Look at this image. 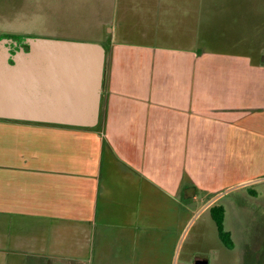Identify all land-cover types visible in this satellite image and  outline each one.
I'll use <instances>...</instances> for the list:
<instances>
[{
  "label": "crops",
  "instance_id": "crops-1",
  "mask_svg": "<svg viewBox=\"0 0 264 264\" xmlns=\"http://www.w3.org/2000/svg\"><path fill=\"white\" fill-rule=\"evenodd\" d=\"M106 49L97 128L0 117V264H86L183 187L264 166V52Z\"/></svg>",
  "mask_w": 264,
  "mask_h": 264
},
{
  "label": "rangeland",
  "instance_id": "rangeland-1",
  "mask_svg": "<svg viewBox=\"0 0 264 264\" xmlns=\"http://www.w3.org/2000/svg\"><path fill=\"white\" fill-rule=\"evenodd\" d=\"M24 36L104 45L112 36L151 39L199 53L247 48L257 56L264 52V0H0V40L11 48ZM258 56L264 61V53ZM260 155H254L258 163ZM222 184L183 187L173 194V213L160 223L147 219L146 225L139 220L137 227H126L122 237L111 236L107 249L99 245L86 264H196L198 258L208 264H264V166L251 168L245 161ZM213 204L226 207L231 248L219 237Z\"/></svg>",
  "mask_w": 264,
  "mask_h": 264
},
{
  "label": "water",
  "instance_id": "water-1",
  "mask_svg": "<svg viewBox=\"0 0 264 264\" xmlns=\"http://www.w3.org/2000/svg\"><path fill=\"white\" fill-rule=\"evenodd\" d=\"M11 54L0 40V117L78 126L99 122L106 46L99 41L28 36ZM196 264H208L198 258Z\"/></svg>",
  "mask_w": 264,
  "mask_h": 264
},
{
  "label": "trees",
  "instance_id": "trees-1",
  "mask_svg": "<svg viewBox=\"0 0 264 264\" xmlns=\"http://www.w3.org/2000/svg\"><path fill=\"white\" fill-rule=\"evenodd\" d=\"M106 46V45H105ZM18 49V48H17ZM103 114H101L100 117V122L96 126H78V125H70V124H63V123H58V125H66V126H77V127H86V128H97L99 124L102 122ZM2 119H8V118H2ZM11 120H16V119H11ZM26 122H34V123H45L41 121H32V120H23ZM212 216L216 222L217 229H218V234L220 239L224 242V244L227 247H233L234 240L232 237V233L230 230H227L225 227V218H226V207L224 204H213L210 208Z\"/></svg>",
  "mask_w": 264,
  "mask_h": 264
},
{
  "label": "flooded vegetation",
  "instance_id": "flooded-vegetation-1",
  "mask_svg": "<svg viewBox=\"0 0 264 264\" xmlns=\"http://www.w3.org/2000/svg\"><path fill=\"white\" fill-rule=\"evenodd\" d=\"M27 37L28 36H24V37H19L17 39H14L12 41V44H11V48H10V51H11V54L14 53V51L18 48H24V49H28L30 44L29 42L27 41Z\"/></svg>",
  "mask_w": 264,
  "mask_h": 264
}]
</instances>
